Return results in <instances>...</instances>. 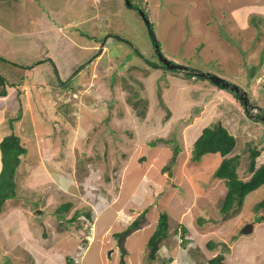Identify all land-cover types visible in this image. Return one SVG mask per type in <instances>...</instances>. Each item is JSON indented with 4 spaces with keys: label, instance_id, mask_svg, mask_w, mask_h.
Listing matches in <instances>:
<instances>
[{
    "label": "rangeland",
    "instance_id": "374dc122",
    "mask_svg": "<svg viewBox=\"0 0 264 264\" xmlns=\"http://www.w3.org/2000/svg\"><path fill=\"white\" fill-rule=\"evenodd\" d=\"M132 3L153 22L165 56L237 83L264 109V0ZM0 75L10 92L0 98V128L27 150L16 196L0 207V264H67L69 256L121 264L116 232L144 208L151 223L127 237L128 264H205L220 252L225 264H264V185L226 217L227 187L214 176L223 157L191 155L203 128L221 123L236 137L228 156L247 179L253 150L264 164V121L248 117L231 90L163 67L125 0H0ZM133 93L140 108L148 102L143 117ZM68 201V216L85 207L91 218L69 227L55 211ZM164 212L168 235L150 261L147 242ZM250 222L253 231L242 232Z\"/></svg>",
    "mask_w": 264,
    "mask_h": 264
},
{
    "label": "trees",
    "instance_id": "16d2710c",
    "mask_svg": "<svg viewBox=\"0 0 264 264\" xmlns=\"http://www.w3.org/2000/svg\"><path fill=\"white\" fill-rule=\"evenodd\" d=\"M132 1V0H131ZM139 12V11H138ZM117 39L120 38L117 34L113 35ZM92 61V58L90 62ZM161 62V61H160ZM162 63V62H161ZM121 65V64H120ZM81 69V67H80ZM79 70V69H78ZM77 70V71H78ZM189 75V74H187ZM190 76V75H189ZM131 78L133 77L130 76ZM203 78V77H198ZM205 79V78H204ZM128 88L132 85L131 82L127 81ZM0 83L3 85V77L0 75ZM161 92V90H159ZM157 92V99L160 105L165 109V105L161 98V93ZM7 89H0V95H6ZM235 94V93H234ZM236 98L238 96L235 94ZM133 97V99H132ZM142 98V97H141ZM139 98L138 93H133V96L129 97V103L137 109V113L140 116H145L148 108V102L144 107H139ZM132 100H135L134 102ZM243 104V102L239 99ZM168 108V107H166ZM168 117L170 110L165 113ZM12 125V124H11ZM237 144L236 137L234 134L229 132V130L222 125L221 123H213L207 125L203 128L201 134L194 141L193 147L191 150L192 159L199 161L203 155L207 153H219L223 158L214 171V176L224 180L227 192L225 194L223 206L221 208L222 212L226 215H230V211L233 206L238 203L241 204L242 200L246 197L247 194L257 189L260 186L264 185V164L257 165L256 158L260 154V151L255 149L250 154V164L248 169L250 175L247 179H242L238 174V162L236 157H229L228 155L234 150ZM0 150H1V170H0V207L8 199L16 196V182L14 180L16 171L21 162V156L26 153V147L21 139V137L15 132H11L3 136L0 141ZM179 150L175 149L173 156L169 158L167 164L165 165V171L172 170V167L175 165L176 158L178 156ZM72 201L64 202L58 205L56 212L59 215H62L64 220L70 225H76V220L80 215H85L91 218V211L84 208L77 209L71 216H68L70 208L73 206ZM258 208L264 207V199L257 203ZM1 209V208H0ZM264 218V215L261 219ZM259 222V221H257ZM150 224L149 219L144 213H140L137 217L132 220L123 231L116 232L117 240H119V246L121 249V264H127L126 260L123 258L127 254V248L125 247L126 238L133 233L135 230L146 227ZM67 227L62 226L60 231H63ZM169 228V218L166 212L161 214V217L158 220L156 230L151 235L150 239L147 242L148 254L147 258L150 261H154L159 258L160 245L163 239L168 235ZM186 227H184L182 235L185 236ZM183 236V237H184ZM88 240H85L84 243H87ZM226 251V250H225ZM67 264H80L76 262L75 258L69 256L67 257ZM205 264H225V254L217 253L215 256L207 259Z\"/></svg>",
    "mask_w": 264,
    "mask_h": 264
},
{
    "label": "water",
    "instance_id": "95a60500",
    "mask_svg": "<svg viewBox=\"0 0 264 264\" xmlns=\"http://www.w3.org/2000/svg\"><path fill=\"white\" fill-rule=\"evenodd\" d=\"M125 2L128 5L133 6L131 0H125ZM137 10L139 11V13L141 14V16L143 17L146 23L149 37L153 43L154 50L156 54L158 55L159 59L163 62L164 66L172 70H179L193 77H203L207 79L208 81H211L222 88L229 89L235 92L238 98L243 102L246 112L247 113L250 112V108L254 107V105L252 104L251 99L249 98L247 92L243 90V88H241L238 84L231 82L217 74L209 73V72L200 70L196 67H191V66H188V65H185L180 62L167 58L160 49L157 34H156L155 28L151 20L148 18V16L145 14V12L141 8L137 7ZM256 109L262 110V108L259 106H257ZM250 116L261 119V121H264L263 113L258 112L257 114H253L252 112H250ZM253 229H254V223L250 222L244 226V228L242 229V232L250 233L253 231Z\"/></svg>",
    "mask_w": 264,
    "mask_h": 264
},
{
    "label": "crops",
    "instance_id": "0c3cea01",
    "mask_svg": "<svg viewBox=\"0 0 264 264\" xmlns=\"http://www.w3.org/2000/svg\"><path fill=\"white\" fill-rule=\"evenodd\" d=\"M9 94H10V92H9L7 95H5L2 99H4V100L7 101L8 97H9ZM23 95H25V94H24V90H23ZM1 97H2V95H0V98H1ZM6 98H7V99H6ZM5 133H6V132L4 131V129L0 128V141H1V139H2V137H3V135H4ZM165 163H166V162H165ZM165 163H164V164H165ZM164 164H163V165H164ZM164 167H165V166H164ZM0 170H1V152H0ZM162 171L165 172V173L168 172V171H165L164 168L162 169ZM172 171H173V170H172ZM170 176H171V175H169L168 177L171 178L172 176H171V177H170ZM169 178H168V179H169ZM145 191H146V190H145ZM145 191H144V192H145ZM148 211H149V208H144L143 210H139V211L137 210V212H138L137 215H139L140 213H144V214L147 216V218L149 219L150 223H151L150 217L148 216ZM136 217H137V216H136ZM131 221H132V220H131ZM131 221H130V222H131ZM127 225H128V224H127ZM149 225H150V224H149ZM149 225H148V226H149ZM146 227H147V226H146ZM143 228H145V227H143ZM143 228H140V229H143ZM137 230H139V229H137ZM137 230H135V231H137ZM135 231H134V232H135ZM131 234H132V233H131ZM131 234H130V235H131ZM126 239H127V238H126ZM125 243H126V240H125ZM119 247H120V246H119ZM119 247H118V249H119ZM125 247H126V246H125ZM120 250H121V249H120ZM127 253H128V250H127ZM109 254H110V252H109ZM84 255H85V254H84ZM126 255H127V254H126ZM83 257H84V256H83ZM172 257H173V256H172ZM126 262H127V261H126ZM80 263H82V262H80ZM127 264H128V263H127Z\"/></svg>",
    "mask_w": 264,
    "mask_h": 264
},
{
    "label": "bare ground",
    "instance_id": "6f19581e",
    "mask_svg": "<svg viewBox=\"0 0 264 264\" xmlns=\"http://www.w3.org/2000/svg\"><path fill=\"white\" fill-rule=\"evenodd\" d=\"M132 2V1H131ZM133 4V3H132ZM130 6V5H129ZM132 8H134V9H136L137 10V7L138 6H135L134 4H133V6H131ZM139 8H141V7H139ZM142 9V8H141ZM143 10V9H142ZM138 11V10H137ZM144 12H145V10H143ZM146 14V13H145ZM147 15V14H146ZM148 16V15H147ZM143 18V17H142ZM148 18H149V16H148ZM150 19V18H149ZM152 22V21H151ZM146 24V23H145ZM152 24H153V22H152ZM153 26H154V24H153ZM158 38V37H157ZM159 42V41H158ZM160 45V44H159ZM161 49V48H160ZM162 51V50H161ZM163 52V51H162ZM164 54V53H163ZM165 55V54H164ZM157 57H158V55H157ZM167 57V56H166ZM168 58V57H167ZM158 59H159V57H158ZM170 59V58H169ZM160 60V59H159ZM172 60V59H171ZM161 61V60H160ZM175 61V60H174ZM162 62V61H161ZM178 62V61H177ZM163 67H165V68H167L166 66H164L163 65V62H162V64H161ZM169 69V68H168ZM172 70V69H171ZM174 71H179V70H174ZM179 72H181V71H179ZM224 78V77H223ZM226 79V78H225ZM228 80V79H227ZM230 81V80H229ZM232 82V81H231ZM213 83V82H212ZM235 83V82H234ZM215 84V83H214ZM237 84V83H236ZM217 85V84H216ZM240 86V85H239ZM220 87V86H219ZM241 87V86H240ZM222 88V87H221ZM241 88H243V87H241ZM223 89H225V88H223ZM227 90H229V89H227ZM243 90H245L244 88H243ZM246 91V90H245ZM233 92V91H232ZM247 92V91H246ZM235 93V92H234ZM236 94V93H235ZM247 94H248V92H247ZM237 95V94H236ZM248 96H249V94H248ZM249 98H250V96H249ZM251 99V98H250ZM145 157V156H144ZM141 159H143V158H141ZM166 165V164H165ZM170 179V178H169ZM172 181V180H171ZM93 237V236H92ZM181 241H183V240H181Z\"/></svg>",
    "mask_w": 264,
    "mask_h": 264
},
{
    "label": "flooded vegetation",
    "instance_id": "af4514ba",
    "mask_svg": "<svg viewBox=\"0 0 264 264\" xmlns=\"http://www.w3.org/2000/svg\"><path fill=\"white\" fill-rule=\"evenodd\" d=\"M162 64V63H161ZM253 104V103H252ZM254 105V104H253ZM256 107H257V105H254V107H251L250 109H255V112L253 113V114H257L258 112H260V113H263L264 114V109L262 108V110H260V109H256ZM260 107V106H259ZM246 115L248 116V117H250L251 119H254V120H259V121H261V119H258V118H255V117H252V116H250V112L249 113H247L246 112Z\"/></svg>",
    "mask_w": 264,
    "mask_h": 264
}]
</instances>
